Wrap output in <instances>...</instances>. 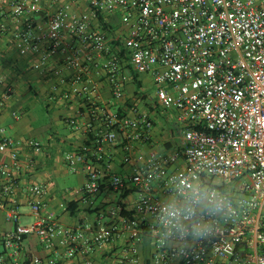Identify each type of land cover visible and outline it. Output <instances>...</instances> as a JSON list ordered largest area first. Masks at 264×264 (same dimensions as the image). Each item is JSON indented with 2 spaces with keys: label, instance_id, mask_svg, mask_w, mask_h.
Masks as SVG:
<instances>
[{
  "label": "built area",
  "instance_id": "1",
  "mask_svg": "<svg viewBox=\"0 0 264 264\" xmlns=\"http://www.w3.org/2000/svg\"><path fill=\"white\" fill-rule=\"evenodd\" d=\"M48 1L56 9L47 24V51L33 68L41 70L69 37L66 65L73 72L59 79L60 98H84L87 112L66 120L85 137L64 151V164L84 175V196L105 188L135 196L129 208L108 210L92 241L107 242L123 229L134 244L140 219L149 218L160 259L264 264V0H90L81 13L70 0ZM42 2L15 0L11 13H39ZM113 15L120 26L106 30L100 22ZM28 41L23 35L21 53L30 48ZM142 76L153 94L144 92ZM101 90L110 94L113 110L110 101L97 100ZM11 95V87L0 94V111ZM148 104L173 113L182 132L173 150L142 149L154 126ZM22 114L12 116L18 120ZM115 147L128 175L109 172V150ZM42 152L39 140H15L0 127V210L14 224L1 239L0 264H56L51 257L23 253L28 235L45 250L61 237L67 258L90 242L82 233L89 225H58L43 183L23 184ZM20 196L33 215L27 224L20 223ZM134 262L128 256L112 264Z\"/></svg>",
  "mask_w": 264,
  "mask_h": 264
},
{
  "label": "crops",
  "instance_id": "2",
  "mask_svg": "<svg viewBox=\"0 0 264 264\" xmlns=\"http://www.w3.org/2000/svg\"><path fill=\"white\" fill-rule=\"evenodd\" d=\"M14 1L0 0V94L6 87L12 89L11 97L3 102L0 111V127L5 129L6 136L15 140L33 137L42 143L43 152L41 156L36 157L39 164L26 172L23 184L31 181L44 184V200L54 210L58 225L62 229L72 230L85 225L91 227L90 231H82L83 236L90 239L89 244L85 247L78 246L71 258L65 256L66 247L60 243L61 237L54 240L51 250H45L35 235H28L22 243L23 253L43 258L51 257L56 264H112L128 256L135 258L134 264H181L178 257L160 259L157 256L156 237L150 229L149 218L140 219L141 223L137 228L140 236L134 244H131L129 239L130 231L123 229L107 242L96 244L92 241L96 225L109 219L108 210L117 205H126L129 208L135 196L130 190L123 193L109 188L91 198L84 196L82 193L84 175L70 172L66 168L63 160L64 151L78 147L85 137L81 131H75L68 126L66 120L76 116L78 112L87 113L84 98L70 97L67 101L60 98L61 88L58 81L60 78H69L73 72V69L66 65L73 44L71 39L66 37L62 49L52 54L41 70L34 69L33 66L39 61L40 56L47 51V24L56 6L50 4L48 0H43L39 13L15 18L11 13ZM70 1L76 13L89 9L90 0ZM100 24L106 30H117L120 26L115 15L102 19ZM23 35L29 37L30 45L25 53H21L19 47ZM141 78L143 81L147 79L145 76ZM97 100L104 103L110 101L108 106L110 110L114 109L115 104L111 103L110 94L106 90L98 91ZM39 106H42L46 113H53L50 118L51 124L43 121L38 111ZM147 108L154 126L150 143L142 148L144 152L153 148L164 153L176 148L181 143L182 132L173 113L150 104ZM13 112L23 114L16 120L12 116ZM61 128L67 130L65 135L59 132ZM176 136L178 141L174 140ZM20 152L23 156L26 151ZM109 153V172L128 175L129 167L122 164L121 150L115 147L110 149ZM3 158L5 154H0V160ZM68 205L72 211L68 210ZM18 206L20 223L32 222L33 215L21 196L18 199ZM13 228L14 224L7 222L0 210L1 246L2 237ZM85 238L79 243L81 244ZM3 250L2 246L0 253Z\"/></svg>",
  "mask_w": 264,
  "mask_h": 264
},
{
  "label": "rangeland",
  "instance_id": "3",
  "mask_svg": "<svg viewBox=\"0 0 264 264\" xmlns=\"http://www.w3.org/2000/svg\"><path fill=\"white\" fill-rule=\"evenodd\" d=\"M145 81H147V82L144 83V87H143L144 92L147 93V94H148V93H149V94H153V86H152V84L148 82V79H146ZM141 105H142V104L139 105L140 108H142ZM38 111L41 113L40 116L43 118V121H45V122L48 123V124H51V123H50V118H52L53 113H52V112H51L50 114L46 113V112L42 109V106H39V107H38ZM61 129H62V128H61ZM53 130H55V129H53ZM59 132L64 133V135H65V133H67V130L64 128V129H62V130H59ZM178 136H179V135H178ZM178 136L175 137V139H174L175 141H178ZM1 250H2V246L0 245V251H1Z\"/></svg>",
  "mask_w": 264,
  "mask_h": 264
},
{
  "label": "trees",
  "instance_id": "4",
  "mask_svg": "<svg viewBox=\"0 0 264 264\" xmlns=\"http://www.w3.org/2000/svg\"><path fill=\"white\" fill-rule=\"evenodd\" d=\"M137 88H140V84L138 83V85H137ZM142 98L144 97V96H141ZM68 210H70V211H72V209H71V206L70 205H68Z\"/></svg>",
  "mask_w": 264,
  "mask_h": 264
}]
</instances>
